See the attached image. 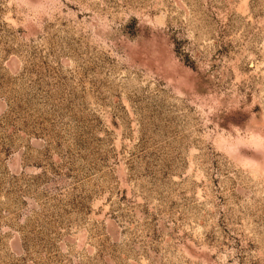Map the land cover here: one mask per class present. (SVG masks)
Masks as SVG:
<instances>
[{
    "label": "rangeland",
    "instance_id": "obj_1",
    "mask_svg": "<svg viewBox=\"0 0 264 264\" xmlns=\"http://www.w3.org/2000/svg\"><path fill=\"white\" fill-rule=\"evenodd\" d=\"M0 264H264V0H0Z\"/></svg>",
    "mask_w": 264,
    "mask_h": 264
}]
</instances>
